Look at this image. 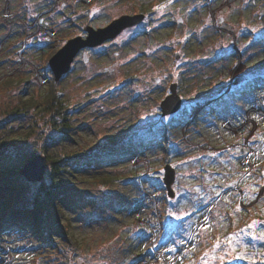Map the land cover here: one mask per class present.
<instances>
[{"label":"rangeland","instance_id":"rangeland-1","mask_svg":"<svg viewBox=\"0 0 264 264\" xmlns=\"http://www.w3.org/2000/svg\"><path fill=\"white\" fill-rule=\"evenodd\" d=\"M141 1L151 11L144 12L140 24L86 48V61L79 52L71 70L55 81L65 99L68 126H60V119L54 126L52 113L14 112L46 91L53 77L50 51L71 37L85 36L86 25L102 27L122 14L140 12ZM85 2L0 0V215L32 204L39 181L26 180L20 169L34 154L92 157L126 146L135 133L149 140L127 158L91 164L77 176L65 174L72 181L63 223L73 243L68 234L54 237L51 244L33 229L2 228L0 264H62L61 250L65 264H264V86L244 97L213 101L210 107L219 114L208 110L189 128L165 127L185 113L186 122L197 113L196 104L219 95L237 76L245 81L264 72V2ZM239 62L243 68L232 75ZM18 76L31 80L1 85ZM172 82H177L182 106L176 114L164 115L160 102ZM246 112L255 128L251 144L218 126L223 116L241 125ZM226 140L236 141L229 150ZM211 146L219 151H209ZM166 163L176 169L172 199L163 183ZM242 175L240 184H233L240 189L217 197V191ZM101 176L114 179L104 185L95 181ZM50 215L55 216L53 209ZM155 226L158 238L153 241Z\"/></svg>","mask_w":264,"mask_h":264},{"label":"trees","instance_id":"trees-1","mask_svg":"<svg viewBox=\"0 0 264 264\" xmlns=\"http://www.w3.org/2000/svg\"><path fill=\"white\" fill-rule=\"evenodd\" d=\"M262 1L264 2V0ZM138 4V11L145 13H149L151 11V8L147 6L144 1H141ZM27 16H29V14ZM31 17H33V14ZM237 21L238 20H236L235 23L236 26ZM242 42L243 41H240V47L242 45ZM56 50L57 48H55L53 51H50L48 53V57L51 56ZM241 50L244 52V49L241 48ZM29 80H31V77L28 76L8 77L3 79L1 85L4 87H11ZM48 84L49 85L46 87V91H41L38 97H29L25 101L22 109L15 108L14 112H24L28 109H31L37 112L52 113L51 116L57 117V119H53L54 126H68L69 124L67 122L66 115L63 114V111L66 108L65 99L57 92L56 82L53 77ZM263 86L264 72L251 79H245V81L242 80L241 82L235 84L227 93L223 94L217 100H221L225 97L232 98L239 95L244 97L243 93L254 92L258 88ZM191 110H193V108H191ZM208 110L215 111L212 108L210 109V106L207 105L199 111V116ZM187 116V113L180 116H173V118H171V120L167 122L165 127L167 128V130H169L171 126L181 127ZM199 116L197 117L198 119ZM58 119H60L59 125L57 124L59 122ZM148 130L150 131V129ZM141 134V132L135 133V135L127 141L126 146H118L115 150L107 149L99 156L92 155L91 157V155H84L85 153H68L60 156H55L43 153L45 155V163L47 165V168L50 167V171L48 172L49 179L46 180V178L44 177L41 181L38 182V188L33 196V202L30 206H17L0 215V230L2 228H6V230H11L12 228L19 229V227H21L20 229H33L34 235L37 238H40V240L44 241L45 243H50L51 241V244L54 237H65V235H67L68 233L66 229L67 225L66 223H63V219L65 218L64 205L67 203L69 204L67 195L70 191L68 190L67 186L68 183L72 181L67 179L65 177V174L70 173L73 176H77L76 174L78 172H82L85 169L90 168L91 164L96 165L98 164V162L120 160L137 153L141 148L145 146V144L149 140V136H141ZM80 158H84L85 161L80 162L78 160ZM73 163L74 166H72ZM132 175L137 176L138 173L134 172ZM113 179L114 177L108 178L105 176H101L97 177L95 181L104 185H109L110 181H112ZM51 208L55 213L54 217L51 216L52 214L50 215L52 210ZM67 237H69V241L73 243L72 234H68ZM59 252L60 259L62 261L61 263L65 264L64 260L66 257V252L63 250ZM62 258H64V260H62Z\"/></svg>","mask_w":264,"mask_h":264},{"label":"water","instance_id":"water-1","mask_svg":"<svg viewBox=\"0 0 264 264\" xmlns=\"http://www.w3.org/2000/svg\"><path fill=\"white\" fill-rule=\"evenodd\" d=\"M145 14H122L121 16L112 19L108 24L102 27H93L86 25V36L77 35L69 38L65 44L57 49L49 58V66L53 72L55 81H58L65 73L70 70L71 64L77 53L85 47H94L102 44L107 39L116 37L123 29L141 22ZM179 53L176 52V59L179 58ZM86 60V54L84 56ZM243 76L237 78L236 82L241 80ZM153 81H159L158 77L152 78ZM182 98L177 90V82L170 84V92L161 101L162 113L164 115L174 113L181 107ZM47 170L45 163V155L36 153L29 158L20 169L23 177L32 182L41 181ZM176 177V169L170 163L164 165L163 181L167 189V194L170 198L175 197L173 184Z\"/></svg>","mask_w":264,"mask_h":264},{"label":"bare ground","instance_id":"bare-ground-1","mask_svg":"<svg viewBox=\"0 0 264 264\" xmlns=\"http://www.w3.org/2000/svg\"><path fill=\"white\" fill-rule=\"evenodd\" d=\"M242 68H243V67H242V65H241L240 63H239V64H236V65L233 67V69H232V73H233V74H236V73L240 72ZM200 223H202L201 220H200ZM157 238H158V234L155 233V234L153 235V241H156ZM158 254H160V255H159V257H160L161 255L163 256V254H165V253L162 251V252H158Z\"/></svg>","mask_w":264,"mask_h":264},{"label":"built area","instance_id":"built-area-1","mask_svg":"<svg viewBox=\"0 0 264 264\" xmlns=\"http://www.w3.org/2000/svg\"><path fill=\"white\" fill-rule=\"evenodd\" d=\"M82 1H84V0H82ZM36 78H37L38 81H43L44 80V78L41 76V74L39 72H36ZM246 158H248V157H246Z\"/></svg>","mask_w":264,"mask_h":264},{"label":"flooded vegetation","instance_id":"flooded-vegetation-1","mask_svg":"<svg viewBox=\"0 0 264 264\" xmlns=\"http://www.w3.org/2000/svg\"><path fill=\"white\" fill-rule=\"evenodd\" d=\"M85 49H86V48H85ZM85 49H83V50H81V51L84 53V52H85ZM81 51H80V52H81Z\"/></svg>","mask_w":264,"mask_h":264},{"label":"snow or ice","instance_id":"snow-or-ice-1","mask_svg":"<svg viewBox=\"0 0 264 264\" xmlns=\"http://www.w3.org/2000/svg\"><path fill=\"white\" fill-rule=\"evenodd\" d=\"M169 2H171V0H169Z\"/></svg>","mask_w":264,"mask_h":264}]
</instances>
